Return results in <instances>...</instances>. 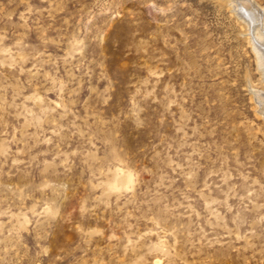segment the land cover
Returning a JSON list of instances; mask_svg holds the SVG:
<instances>
[{
	"label": "rangeland",
	"instance_id": "obj_1",
	"mask_svg": "<svg viewBox=\"0 0 264 264\" xmlns=\"http://www.w3.org/2000/svg\"><path fill=\"white\" fill-rule=\"evenodd\" d=\"M258 10L0 0V264H264Z\"/></svg>",
	"mask_w": 264,
	"mask_h": 264
},
{
	"label": "bare ground",
	"instance_id": "obj_2",
	"mask_svg": "<svg viewBox=\"0 0 264 264\" xmlns=\"http://www.w3.org/2000/svg\"><path fill=\"white\" fill-rule=\"evenodd\" d=\"M239 9H242V8L240 7ZM257 12L258 14L256 12H253L251 16H247V17H248V21L251 26V30L254 31L255 36L261 40L263 39V35H264V16L261 14L260 10H258ZM244 17L246 18V16ZM254 52H255V55L257 56L259 66L264 68V46H259L257 48L255 47ZM263 111H264V106H263Z\"/></svg>",
	"mask_w": 264,
	"mask_h": 264
}]
</instances>
